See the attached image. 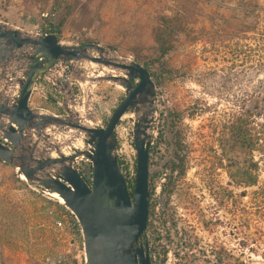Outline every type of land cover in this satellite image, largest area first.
Segmentation results:
<instances>
[{"label": "rangeland", "instance_id": "374dc122", "mask_svg": "<svg viewBox=\"0 0 264 264\" xmlns=\"http://www.w3.org/2000/svg\"><path fill=\"white\" fill-rule=\"evenodd\" d=\"M175 16L180 22L169 38L172 47L162 54L157 35L162 33L163 43V19ZM0 20L42 34L53 25L62 42H96L137 60L155 84L154 122L163 124L166 112L182 116L184 182L189 184L183 194L201 203L176 213L182 233L173 244L180 239L191 248L172 245L163 264H264V221L246 219L252 188L231 187L225 152L233 113H251L256 128L264 119V0H0ZM75 85L83 116L99 124L124 97L123 88L110 81L89 84V99ZM41 87L50 98L43 101L35 92L32 105L45 103L55 111L61 97ZM116 128L117 159L129 181L136 163L132 118ZM247 157L238 151L236 161ZM17 171L0 161V264H83L82 235L73 214L30 188ZM229 187L230 216L225 210ZM209 189L215 192L214 205ZM212 213L216 225L207 232L201 226Z\"/></svg>", "mask_w": 264, "mask_h": 264}, {"label": "water", "instance_id": "95a60500", "mask_svg": "<svg viewBox=\"0 0 264 264\" xmlns=\"http://www.w3.org/2000/svg\"><path fill=\"white\" fill-rule=\"evenodd\" d=\"M38 78L55 86L63 114L29 107ZM101 81L124 90L105 125L83 116L73 88L81 85L89 99L88 85ZM156 109L155 84L137 60L96 42L70 44L0 20V161L18 168L30 188L73 214L83 264H150L141 237ZM126 117L132 118L136 153L132 192L117 164L115 128ZM78 158L91 165L89 183L79 174Z\"/></svg>", "mask_w": 264, "mask_h": 264}, {"label": "flooded vegetation", "instance_id": "af4514ba", "mask_svg": "<svg viewBox=\"0 0 264 264\" xmlns=\"http://www.w3.org/2000/svg\"><path fill=\"white\" fill-rule=\"evenodd\" d=\"M38 82L44 83L61 97L55 86L46 82L42 78H38L36 84ZM73 88L75 92V84H73ZM48 96L49 97L46 99L50 98V95ZM52 112L57 115L63 114L59 107ZM181 120L182 116L179 114L173 115V113L166 112L165 117L163 118V124L160 125L159 122L155 123L153 118L151 126L152 132L147 148V218L145 230L141 237V243L145 247L149 256L150 264H163L164 259L167 256V250L174 245V236L176 234L179 236L181 235L182 228L180 225L182 223L176 213L179 211L183 212L184 210L188 211L189 206L192 207L193 203H201L199 200L194 202L192 199H185L183 194L184 185L188 186L189 184L184 182L188 181V178L185 177L188 176V173L185 172L183 158L182 132L179 126ZM105 124L106 122L104 125ZM226 135L225 152L227 153L226 157L230 172L229 127ZM84 161V159H79L78 165L80 166ZM133 178L135 180V174ZM126 183L129 191L132 192L134 181L132 182V180H129ZM187 190L190 191L191 187H187ZM226 192L225 210L227 211L228 216H230V187ZM209 196V201L214 205V189L211 194L209 189ZM178 215L183 217V213ZM212 216V218L208 217L206 222L202 223L201 226V228L205 229L207 232H209L210 229H213L216 225L214 213H212ZM182 242L183 241L179 239L177 244L174 245L177 250L191 248L190 245L183 247Z\"/></svg>", "mask_w": 264, "mask_h": 264}, {"label": "trees", "instance_id": "16d2710c", "mask_svg": "<svg viewBox=\"0 0 264 264\" xmlns=\"http://www.w3.org/2000/svg\"><path fill=\"white\" fill-rule=\"evenodd\" d=\"M177 18L175 16L170 19H163V43L160 42L162 33L157 35L159 49L163 45L162 54H165L172 47L169 38L174 32L173 28L180 22V19ZM176 21L177 23L175 24ZM56 31L57 27L50 25V28L46 29L45 32L55 33ZM252 116L249 112L233 113L229 122L230 148L232 150V164L229 172L230 185L233 188H252L249 193V211L246 218L249 222L255 218L264 221V184L259 185L260 176H264V119L260 127L256 128L253 126ZM238 151H242L248 156L242 163H237L236 161ZM117 164L122 172L118 159ZM87 171H91V165L85 162L79 174L89 183L90 174ZM125 181L128 182L127 179ZM133 181L134 178L132 179Z\"/></svg>", "mask_w": 264, "mask_h": 264}, {"label": "crops", "instance_id": "0c3cea01", "mask_svg": "<svg viewBox=\"0 0 264 264\" xmlns=\"http://www.w3.org/2000/svg\"><path fill=\"white\" fill-rule=\"evenodd\" d=\"M44 84L42 82H38L36 84V88L33 90L32 94H31V97H30V100H29V107H32V108H44V109H47L49 111H51L48 106H46V104H36V105H32V98L35 94V92L39 93L40 96L44 99L43 101H46V98H48L49 96L47 95V93H45V91L43 90V88L41 87V85ZM45 95H47L48 97H45ZM58 104V103H57ZM52 112V111H51ZM53 113V112H52Z\"/></svg>", "mask_w": 264, "mask_h": 264}, {"label": "built area", "instance_id": "2783aa9c", "mask_svg": "<svg viewBox=\"0 0 264 264\" xmlns=\"http://www.w3.org/2000/svg\"><path fill=\"white\" fill-rule=\"evenodd\" d=\"M116 130H117V128H115V133L117 132ZM79 159H84L85 161H84L83 163L88 162V161H87L85 158H78V159H77V167H78V171H81V170H82L81 165H82L83 163L79 166V165H78V160H79ZM88 163H89V162H88ZM87 172H88V171H87ZM88 174H90V177H91V171H89Z\"/></svg>", "mask_w": 264, "mask_h": 264}, {"label": "bare ground", "instance_id": "6f19581e", "mask_svg": "<svg viewBox=\"0 0 264 264\" xmlns=\"http://www.w3.org/2000/svg\"><path fill=\"white\" fill-rule=\"evenodd\" d=\"M22 179H24L22 176H20Z\"/></svg>", "mask_w": 264, "mask_h": 264}]
</instances>
